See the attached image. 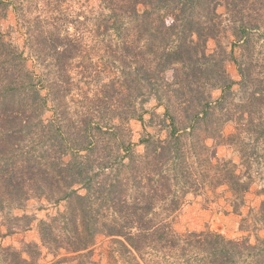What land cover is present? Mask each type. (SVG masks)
<instances>
[{
    "label": "trees",
    "instance_id": "16d2710c",
    "mask_svg": "<svg viewBox=\"0 0 264 264\" xmlns=\"http://www.w3.org/2000/svg\"><path fill=\"white\" fill-rule=\"evenodd\" d=\"M98 1L100 35L119 40L106 47L120 70L96 98L115 102L111 110L62 104V82L76 74L71 38L36 34L37 48L27 46L51 60L54 79L40 86L22 50L0 31V214L25 210L33 199L47 204L43 217L12 215L15 224L0 238L34 228L39 241L20 248L0 241V264L94 263L101 236L133 264H264V237L173 227L186 195L206 187L224 186L239 213L250 163L264 157V66L253 57L264 0ZM227 31L234 38L228 54L219 41ZM227 60L239 80L229 76ZM150 98L161 112H144ZM133 119L143 131L136 143L127 128ZM226 121L235 126L224 136ZM222 142L236 146L241 172L216 154Z\"/></svg>",
    "mask_w": 264,
    "mask_h": 264
},
{
    "label": "rangeland",
    "instance_id": "374dc122",
    "mask_svg": "<svg viewBox=\"0 0 264 264\" xmlns=\"http://www.w3.org/2000/svg\"><path fill=\"white\" fill-rule=\"evenodd\" d=\"M259 6L264 12V5L259 4ZM0 9L2 10L0 15L4 12L7 14L5 19L0 17V31L5 38L11 40L22 50L23 55L28 59V64L34 71L36 80H39L40 86L50 84L54 75L48 54L41 53L36 49L37 43L34 39L36 34L66 35L78 44L77 55L70 63L72 72L74 71L76 74L74 78L69 80V83L62 82L60 92V94L63 93L62 104L69 111H80L87 106L105 111L116 106L112 100H107L105 103L96 101V98L101 95V84L110 82L112 78L115 79L118 75V70L115 68V66L118 67V63L116 61L113 63L114 58L110 48L108 49L106 45L110 46V44L113 45L119 41L113 34L111 36L104 35V37L100 35V30L96 26L97 17L101 13L98 0H0ZM217 10L222 14L224 12L222 6H219ZM245 12H248L247 9ZM233 39L229 31L221 33L219 37L220 44L225 49L226 54L230 51V43ZM253 39L255 42L253 57L258 58L259 63L264 66V29L257 30ZM215 50L216 41L209 39L207 52L213 53ZM225 67L234 81L239 80L233 61L227 60ZM218 95L219 91H214L212 96L215 98ZM88 98L95 103L89 101ZM143 108L144 112L162 111V107H158L154 98H150L148 102L144 103ZM217 114L218 112H215L211 119H214ZM143 117L144 119L149 118V113H143ZM234 126L233 121L224 122L221 127L222 134L224 136L231 135L234 132ZM127 128L131 132V141L136 143L143 134L141 123L133 119L127 124ZM164 137L163 133L162 138ZM207 142L213 144L210 141ZM137 150H142V146H139ZM214 150L218 156L236 164L237 172L243 170V167L238 165L240 156L234 144L222 142L214 145ZM249 171L252 182L244 194V204L240 207L239 213L232 211L231 196L224 186L217 187L215 191H210V188L206 187L201 193L186 195L184 205L176 214L175 223L173 222L175 230L180 233L188 230H210L221 233L225 238L241 239L247 237L251 242L255 240L256 236L263 238L264 157L254 158L250 163ZM43 205L46 206L47 204L44 201L33 199L27 203L25 210H9V212L5 211L0 214V233H6L7 226L15 224L12 215L19 216L25 212L29 215L34 214L38 218L43 217L47 212L43 210ZM49 211L50 214H54V207L51 206ZM0 241L3 246L10 245L20 248L24 243L38 242L39 237L36 230L31 228L30 230L8 234L0 238ZM115 248L116 246L110 237H99L93 246L91 259L94 263L86 264H133L129 255H119ZM49 260H51L50 256L46 258V261ZM169 262L171 261L168 260L165 264H169ZM155 263L156 260L153 264ZM61 264H75V262Z\"/></svg>",
    "mask_w": 264,
    "mask_h": 264
},
{
    "label": "crops",
    "instance_id": "0c3cea01",
    "mask_svg": "<svg viewBox=\"0 0 264 264\" xmlns=\"http://www.w3.org/2000/svg\"><path fill=\"white\" fill-rule=\"evenodd\" d=\"M183 205H184V203L182 204V206H183ZM182 206H181V207H182ZM180 209H181V208H180ZM180 209H179V210H180ZM178 212H179V211H178ZM175 217H176V216H175ZM174 223H175V221H174Z\"/></svg>",
    "mask_w": 264,
    "mask_h": 264
}]
</instances>
